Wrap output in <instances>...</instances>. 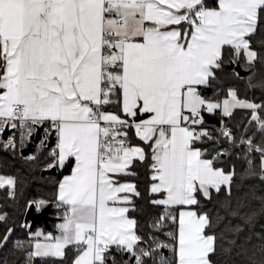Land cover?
I'll return each instance as SVG.
<instances>
[{
  "label": "snow or ice",
  "instance_id": "snow-or-ice-1",
  "mask_svg": "<svg viewBox=\"0 0 264 264\" xmlns=\"http://www.w3.org/2000/svg\"><path fill=\"white\" fill-rule=\"evenodd\" d=\"M261 13L264 0H215L214 7L205 0H0V131L17 128L18 121L30 136L32 125L47 121L57 139L48 167L73 162L58 186L65 206L60 235L37 242L29 257L63 258L72 245L73 264H108L115 246L144 264L153 250L140 247L143 237L129 208L110 206L131 203L120 193L139 195L134 184L117 179L133 175L128 169L134 159L147 158L144 148L130 144L134 128L151 148V192L163 196L153 201L165 207L154 227L166 220L177 225L167 233L175 243L158 246L172 248L175 264H211L217 237L206 229L212 219L191 206L199 205L198 193L211 199V190L222 186L231 196L234 172L215 167L216 157L207 159L206 150L196 147L213 139L202 127V112L220 109L229 117L235 108L251 109V120L264 132V118L257 115L264 106L240 100L231 89L229 98L216 102L199 89L216 78L226 46L232 63L243 58L253 68L260 57L250 37ZM113 103L123 116L106 111ZM221 135L235 141L229 129ZM240 142L253 147L251 137ZM5 147L16 145L10 139ZM257 150L264 165V149ZM15 184L0 176V188ZM175 206H181L178 219L169 211ZM242 207L232 209L229 202L234 214Z\"/></svg>",
  "mask_w": 264,
  "mask_h": 264
},
{
  "label": "trees",
  "instance_id": "trees-1",
  "mask_svg": "<svg viewBox=\"0 0 264 264\" xmlns=\"http://www.w3.org/2000/svg\"><path fill=\"white\" fill-rule=\"evenodd\" d=\"M209 7L215 6V0H205ZM251 48L258 52V59L253 68H246L243 58L235 64L248 72L246 76L236 75L235 69L229 67L232 64V50L225 47L222 68L216 70V78L210 80L208 86H200V92L206 98L216 102H222L228 97L229 90H235L240 100L264 106V13H261L257 24V31L250 37ZM251 80V82H250ZM210 88L211 91H205ZM115 99V98H114ZM106 111L120 112L116 103L106 106ZM251 109L235 108L232 115L225 117L218 109L213 113L203 112L217 120L216 124L207 122L202 125L213 137L197 142L196 147L206 150L205 158L213 159L214 166L223 169L226 173L234 172L231 196L223 186L220 192L211 191V199L198 194L199 205L193 206L198 213H207L212 219L211 229H206L208 234L217 237L216 251L210 255L211 264H264V169L262 154L257 149H264V132L258 130V124L251 120ZM257 115L264 118V108L257 109ZM230 127L235 134L234 142H227L219 137L215 128ZM241 137H251L253 147L249 150L247 144H241ZM130 144L141 145L146 150L145 161H135L130 168L133 175H122L120 180H129L135 183L139 195H134L129 211L130 218L136 221V233L143 237L141 248L152 249L150 256L144 257V264H175V254L171 247H159L158 245H173L175 242L167 235L175 232L177 225L170 220L164 221V227L157 229L154 224L159 221L165 212L163 205H156L154 200L163 197L162 194L151 192L153 183L151 176V148L141 141L135 134V129H129ZM24 140L15 148L5 147L0 143V172L16 181L15 188L9 186L0 188V215L5 219L0 221V264H73L77 256V249L69 246L63 258H36L29 257L33 252L35 238L33 232L38 227L31 228L25 222V216L31 205L43 201L54 210L50 217L54 220L50 223L53 233L54 225L64 219L65 206L57 202L58 186L63 177L61 169L57 168L56 174L43 175L49 170V163L53 157L49 154L48 146L34 145L32 156L35 160H28L21 152L29 145ZM220 153L221 155H217ZM14 191V196L10 192ZM242 204L239 214L229 210ZM43 207V208H44ZM37 208V207H36ZM42 209V208H39ZM181 207L169 209L178 219ZM251 216L252 219L248 220ZM11 229L9 235L8 230ZM9 235L4 241V236ZM20 244L22 246L18 247ZM131 256L113 247L110 249L108 264H135Z\"/></svg>",
  "mask_w": 264,
  "mask_h": 264
},
{
  "label": "water",
  "instance_id": "water-1",
  "mask_svg": "<svg viewBox=\"0 0 264 264\" xmlns=\"http://www.w3.org/2000/svg\"><path fill=\"white\" fill-rule=\"evenodd\" d=\"M230 68L235 69L240 76H246L248 74L247 71H245L240 64H235L232 63L229 65ZM205 91L210 92L211 89L210 88H206ZM205 121L209 124H216L217 120L214 119L212 116L210 115H204ZM138 119H142L141 116L138 117ZM44 127L41 126L40 128H38L37 133L32 136L31 138V142L29 143V145L27 146V148H25L24 150H22V156H29L32 151H33V147L34 145L38 144L40 142V140L42 139V132H43ZM8 135V131L5 132L4 137L7 138ZM56 135L53 132L50 140L48 142V147L51 148L54 146L55 142H56ZM70 168V165L66 166L65 168L61 169V173L62 174H66L68 173ZM58 172L57 168H50L49 170H45L43 172V175H48V174H56ZM54 211L50 205L42 208V209H37L35 205H31L30 208L28 209L26 216H25V222L27 224L30 225L31 228H35L36 226H44L45 230L47 232H51V228H50V223L52 221H54L51 217H50V213ZM126 257H129L128 254H125ZM131 261L134 262V258H131Z\"/></svg>",
  "mask_w": 264,
  "mask_h": 264
},
{
  "label": "crops",
  "instance_id": "crops-1",
  "mask_svg": "<svg viewBox=\"0 0 264 264\" xmlns=\"http://www.w3.org/2000/svg\"><path fill=\"white\" fill-rule=\"evenodd\" d=\"M185 27H187L186 25H185ZM210 84V83H209ZM108 112H112V111H108ZM114 113H116V114H118L117 112H114ZM118 115H120V114H118ZM121 116H123V114L121 115ZM141 118L142 119H145L146 117L145 116H143V115H141ZM132 146H140V147H142V148H144L143 146H141V145H136V144H131ZM145 150V149H144ZM145 153H146V150H145ZM147 155V154H146ZM138 159H134L133 160V163L135 162V161H137ZM133 163H132V165H133ZM68 165H70V168H69V171H68V173H66V174H63V177H62V179H61V181L64 179V177L65 176H68V175H71V172H72V167H73V162H71V161H69V162H66V164H65V166L63 167V168H65L66 166H68ZM131 165V166H132ZM131 166H130V168H131ZM60 169H63V168H61V167H59ZM130 168L128 169V171L130 172ZM263 169H264V166H263ZM0 176H3V177H5V178H9V177H7V176H4V175H2V173L0 172ZM122 176V175H121ZM120 177V176H119ZM119 177L117 178L118 180H119V182L120 183H131V184H134L135 185V183L134 182H132V181H129V180H120L119 179ZM60 181V182H61ZM153 183H154V181H153ZM152 183V184H153ZM152 184H151V186H152ZM5 186H7V185H5ZM136 187V186H135ZM223 187V186H222ZM211 191H213V190H211ZM155 194H160V193H155ZM199 194V193H198ZM120 196H125V195H128V196H130L131 197V203H132V201H133V197H134V194H132V193H120L119 194ZM161 198H163V197H161ZM161 198H159V199H161ZM158 199V200H159ZM57 202L60 204V202H59V200H58V194H57ZM131 203H128V204H123V203H116V204H114V205H110V206H115V207H128L129 208V211H130V209H131ZM46 204L44 203V204H42L41 206H40V208H43L44 206H45ZM175 207H181V206H175ZM191 208L192 209H194L193 208V206H191ZM184 210H190L188 207H185V209ZM129 211H128V213H127V216L130 218V215H129ZM130 219H133V218H130ZM61 223H63V220H61V221H59L58 223H56L55 225H54V230L55 231H53V233L52 232H47L46 230H45V228H43V227H38V228H36V230L33 232V237L35 238V241H34V245H33V251L35 250L34 249V246H35V244L37 243V242H39V243H49V242H54V240H52V241H50V240H46L45 239V237L46 236H51V237H58L59 235H60V231H59V228H58V225L59 224H61ZM135 231H136V228H135ZM41 233V235H39V236H36L35 234L36 233ZM70 246H72V245H70ZM75 247V246H74ZM113 247H115V246H113ZM112 247V248H113ZM66 250H67V248L65 249V253H66ZM36 258H48V257H36ZM53 258H58V257H53Z\"/></svg>",
  "mask_w": 264,
  "mask_h": 264
},
{
  "label": "built area",
  "instance_id": "built-area-1",
  "mask_svg": "<svg viewBox=\"0 0 264 264\" xmlns=\"http://www.w3.org/2000/svg\"><path fill=\"white\" fill-rule=\"evenodd\" d=\"M203 116V119H204V123L206 122L205 121V118H204V115H202ZM17 124H18V127L17 128H15V129H13V128H11V127H5L2 131H0V143H2V144H7L8 143V141L11 139L12 141H13V143H15V145H17L18 143H20L21 142V134L22 133H24V136H23V141L24 140H26L27 139V141H29V142H31V138H32V136H34L36 133H37V130H38V128H40L41 126H43L44 127V129H43V132H42V139L40 140V142L38 143V144H36L37 146H48V142H49V140H50V137H51V135H52V133H53V131H51V126H50V124H49V122H44L43 124H40V125H32V134L29 136V135H27V128H24V129H21L20 127H19V122L17 121L16 122ZM204 123H203V125H204ZM224 128H226V129H229L230 131H231V133L233 134V136L235 137V134L233 133V130H231V128L230 127H222V128H215V131L217 132V134L219 135V137L220 138H222L223 140H225V141H227V142H234V141H230V140H228L227 138H225L223 135H221V130L222 129H224ZM45 129H49V133H46V131H45ZM6 131H8V135H7V138L6 137H4V135H5V132ZM235 140H236V137H235ZM42 141L44 142V143H42ZM56 143H57V140H56V142H55V144H54V146L53 147H51V149H53L55 146H56ZM12 148V147H11ZM261 152V151H260ZM31 155V154H30ZM32 156V155H31ZM14 195H12V197H13Z\"/></svg>",
  "mask_w": 264,
  "mask_h": 264
},
{
  "label": "rangeland",
  "instance_id": "rangeland-1",
  "mask_svg": "<svg viewBox=\"0 0 264 264\" xmlns=\"http://www.w3.org/2000/svg\"><path fill=\"white\" fill-rule=\"evenodd\" d=\"M227 98H229V97H227ZM227 98H226V99H227ZM242 101H245V100H242ZM233 111H234V109L232 110V112H233ZM221 113H222V111H221ZM202 115H204L203 112H202ZM263 166H264V165H263Z\"/></svg>",
  "mask_w": 264,
  "mask_h": 264
}]
</instances>
